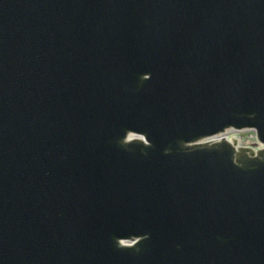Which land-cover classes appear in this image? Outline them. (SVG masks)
Wrapping results in <instances>:
<instances>
[{"label": "water", "instance_id": "95a60500", "mask_svg": "<svg viewBox=\"0 0 264 264\" xmlns=\"http://www.w3.org/2000/svg\"><path fill=\"white\" fill-rule=\"evenodd\" d=\"M227 128L264 143V0H0V264H264Z\"/></svg>", "mask_w": 264, "mask_h": 264}, {"label": "rangeland", "instance_id": "374dc122", "mask_svg": "<svg viewBox=\"0 0 264 264\" xmlns=\"http://www.w3.org/2000/svg\"><path fill=\"white\" fill-rule=\"evenodd\" d=\"M223 136L232 138V139H234L235 137L241 142H243L245 145H252V146L254 145L253 144V140H254L253 132L249 131L248 129L223 133Z\"/></svg>", "mask_w": 264, "mask_h": 264}, {"label": "bare ground", "instance_id": "6f19581e", "mask_svg": "<svg viewBox=\"0 0 264 264\" xmlns=\"http://www.w3.org/2000/svg\"><path fill=\"white\" fill-rule=\"evenodd\" d=\"M218 136H219V138H220V137L223 136V135H218ZM228 140H231V139L229 138Z\"/></svg>", "mask_w": 264, "mask_h": 264}]
</instances>
